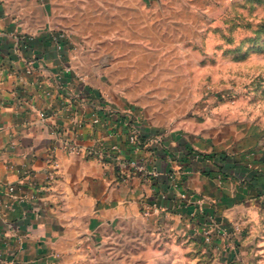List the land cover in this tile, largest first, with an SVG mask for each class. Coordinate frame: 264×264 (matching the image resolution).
<instances>
[{
	"label": "crops",
	"instance_id": "obj_1",
	"mask_svg": "<svg viewBox=\"0 0 264 264\" xmlns=\"http://www.w3.org/2000/svg\"><path fill=\"white\" fill-rule=\"evenodd\" d=\"M132 8L0 0V264H105L107 255L118 264L123 230L132 263L135 234L151 229L156 238L205 229L208 257L264 264V176H254L263 151L141 123L123 66L148 21Z\"/></svg>",
	"mask_w": 264,
	"mask_h": 264
},
{
	"label": "rangeland",
	"instance_id": "obj_2",
	"mask_svg": "<svg viewBox=\"0 0 264 264\" xmlns=\"http://www.w3.org/2000/svg\"><path fill=\"white\" fill-rule=\"evenodd\" d=\"M132 1V14L148 21L141 49L123 66L133 77L126 87L141 123L150 132L180 131L205 145L244 146L247 156L253 150L264 155V0ZM185 149L192 158L230 156ZM176 162L185 167L183 159ZM255 175L264 176V169ZM260 196L263 204L264 192ZM140 214L151 216L144 206ZM126 233L118 264H222L206 254L205 229L196 235L167 230L162 238L152 229L145 237L137 232L132 263ZM108 258L103 263L110 264Z\"/></svg>",
	"mask_w": 264,
	"mask_h": 264
},
{
	"label": "built area",
	"instance_id": "obj_3",
	"mask_svg": "<svg viewBox=\"0 0 264 264\" xmlns=\"http://www.w3.org/2000/svg\"><path fill=\"white\" fill-rule=\"evenodd\" d=\"M60 37L64 38V35H61ZM128 141L133 146H138L139 145V142H138L137 135H136L135 131L131 132ZM71 149H72V151L75 150V148H71ZM90 154L94 155L95 153H90ZM9 190L11 191L12 189H9Z\"/></svg>",
	"mask_w": 264,
	"mask_h": 264
}]
</instances>
